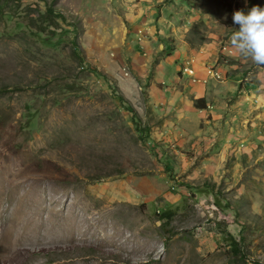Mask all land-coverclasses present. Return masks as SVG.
Returning <instances> with one entry per match:
<instances>
[{
    "label": "rangeland",
    "instance_id": "374dc122",
    "mask_svg": "<svg viewBox=\"0 0 264 264\" xmlns=\"http://www.w3.org/2000/svg\"><path fill=\"white\" fill-rule=\"evenodd\" d=\"M237 10L0 0V264H264V66L231 46ZM183 66L222 73L204 110Z\"/></svg>",
    "mask_w": 264,
    "mask_h": 264
},
{
    "label": "clouds",
    "instance_id": "9594fccd",
    "mask_svg": "<svg viewBox=\"0 0 264 264\" xmlns=\"http://www.w3.org/2000/svg\"><path fill=\"white\" fill-rule=\"evenodd\" d=\"M232 19L239 27L230 37L231 46L243 58L264 66V7L252 6L247 13L237 10Z\"/></svg>",
    "mask_w": 264,
    "mask_h": 264
},
{
    "label": "crops",
    "instance_id": "0c3cea01",
    "mask_svg": "<svg viewBox=\"0 0 264 264\" xmlns=\"http://www.w3.org/2000/svg\"><path fill=\"white\" fill-rule=\"evenodd\" d=\"M166 23H167V21H166ZM154 32H155V30H153ZM182 46L183 47H180V49H179V52H177V53H184L185 51L187 52V53H189V52H195V49H189V48H187V47H185V45L184 44H182ZM178 51V50H177ZM178 58H180V56H178ZM171 63H170V67H171ZM205 67V66H204ZM172 68V67H171ZM200 68V67H199ZM167 69L169 70V68L167 67ZM199 70H201L202 72L201 73H199V75H198V73H196V75H197V77L198 78H200L201 80H199V82L200 81H202L203 80V78L205 77V73H204V68H202V69H199ZM175 71H178V68L175 70ZM199 82H196L195 84V86H194V88H195V94H196V97H195V100L193 101V103H192V105H188V104H185V106H181L180 108L182 109H185V110H183L182 109V112L184 111V112H190V110H193V111H197V110H201V109H203L204 110V104H205V98H204V94H202V92H203V89H204V84H203V81H202V84H200ZM196 102H197V107H196ZM185 103H187V102H185ZM178 111L180 110L179 108L177 109ZM182 112H180V113H177L178 114V116H179V120H182V122H185V121H187V122H189L188 120H187V117L182 113ZM177 114H176V117H177Z\"/></svg>",
    "mask_w": 264,
    "mask_h": 264
},
{
    "label": "trees",
    "instance_id": "16d2710c",
    "mask_svg": "<svg viewBox=\"0 0 264 264\" xmlns=\"http://www.w3.org/2000/svg\"><path fill=\"white\" fill-rule=\"evenodd\" d=\"M246 4L248 6V8L250 9L252 6H260V7H264V0H246ZM196 107H197V102H196ZM173 212L171 210H162L161 212H158V217H159V221H165L163 225H165L166 222L169 221V219L172 217ZM230 246V251L231 253L238 255L239 253V244L232 241L229 242Z\"/></svg>",
    "mask_w": 264,
    "mask_h": 264
},
{
    "label": "built area",
    "instance_id": "2783aa9c",
    "mask_svg": "<svg viewBox=\"0 0 264 264\" xmlns=\"http://www.w3.org/2000/svg\"><path fill=\"white\" fill-rule=\"evenodd\" d=\"M181 68H182L181 70L183 72V76L190 78L191 82L195 80L197 82L198 78L196 75V71L193 68L188 67V66H183ZM204 73H205V77L202 80L203 83H206L208 79H222L223 78L220 72H218L217 70L213 68H210L209 66L204 67Z\"/></svg>",
    "mask_w": 264,
    "mask_h": 264
},
{
    "label": "bare ground",
    "instance_id": "6f19581e",
    "mask_svg": "<svg viewBox=\"0 0 264 264\" xmlns=\"http://www.w3.org/2000/svg\"><path fill=\"white\" fill-rule=\"evenodd\" d=\"M227 48H223V50L225 51ZM228 54L229 55H231L232 54V52L230 51V50H228ZM210 67V66H209ZM210 68H213V69H215V70H217L214 66H212V67H210ZM181 71V75L183 76V72H182V70H180ZM218 72H220L219 70H217ZM221 73V72H220ZM222 74V73H221Z\"/></svg>",
    "mask_w": 264,
    "mask_h": 264
}]
</instances>
